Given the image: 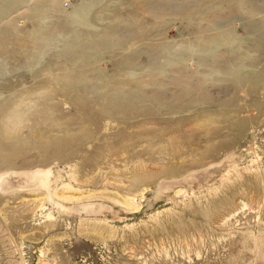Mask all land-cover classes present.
I'll use <instances>...</instances> for the list:
<instances>
[{
	"label": "rangeland",
	"instance_id": "rangeland-1",
	"mask_svg": "<svg viewBox=\"0 0 264 264\" xmlns=\"http://www.w3.org/2000/svg\"><path fill=\"white\" fill-rule=\"evenodd\" d=\"M41 263L264 264V0H0V264Z\"/></svg>",
	"mask_w": 264,
	"mask_h": 264
},
{
	"label": "bare ground",
	"instance_id": "bare-ground-1",
	"mask_svg": "<svg viewBox=\"0 0 264 264\" xmlns=\"http://www.w3.org/2000/svg\"><path fill=\"white\" fill-rule=\"evenodd\" d=\"M5 1H6V0H5ZM229 38H230V37H229ZM38 170H39V169H38ZM38 170H37V171H38ZM52 170H53V168H52ZM43 172H44V171H43ZM49 172H50V176H51V174H53V173H51V171H49ZM100 172H101V171H100ZM104 172H105V171H104ZM110 172H111V171H110ZM112 174H113V173H112ZM140 175H141V174H140ZM43 176H44V182L49 184L50 182H49V180L47 179V177H46L45 175H43ZM105 176H106V174H105ZM135 176H136V175H135ZM141 176H142V175H141ZM49 178H50V177H49ZM50 181H51V180H50ZM134 183H135V182H134ZM144 189H145V188H144ZM134 200H135V199H134ZM175 211H176V210H175ZM47 214H48V213H47ZM48 215H49V214H48ZM46 216H47V215H46ZM258 218H259V217H258ZM90 232H91V231H90ZM90 232H89V233H90ZM83 233H84V232H83ZM91 233H92V232H91ZM80 234H81V233H80ZM41 256H42V255H41ZM41 264H42V263H41ZM45 264H46V263H45Z\"/></svg>",
	"mask_w": 264,
	"mask_h": 264
}]
</instances>
